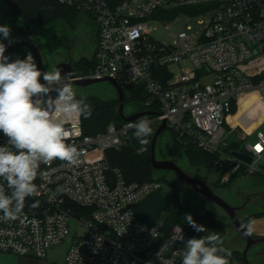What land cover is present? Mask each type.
Instances as JSON below:
<instances>
[{
	"label": "built area",
	"instance_id": "built-area-1",
	"mask_svg": "<svg viewBox=\"0 0 264 264\" xmlns=\"http://www.w3.org/2000/svg\"><path fill=\"white\" fill-rule=\"evenodd\" d=\"M51 1L88 15L98 26L92 71L63 76L64 81L109 79L120 87L141 86L146 93L143 112L157 111L147 119L151 124L163 121L165 130L180 140L217 155L220 168L231 166L221 183L233 175L264 177V130L255 133L253 142L239 132L242 148L224 151L229 144L225 134L242 128L243 119L231 124L232 107L238 111L241 97L251 91L264 103V0ZM190 7L202 30L199 39L190 25L171 40L154 35L156 26L175 19L172 11ZM131 123H111L94 136L83 134L81 119L70 123L67 142L82 151L80 164L41 163L34 181L37 192L26 199L21 217L5 220L0 213V253L43 259L70 236L64 264H181L180 229L185 242L192 237L175 223L163 231L162 217L146 226L133 216V206L159 184L128 182L108 164V151L128 145ZM6 139L0 132V146Z\"/></svg>",
	"mask_w": 264,
	"mask_h": 264
},
{
	"label": "clouds",
	"instance_id": "clouds-1",
	"mask_svg": "<svg viewBox=\"0 0 264 264\" xmlns=\"http://www.w3.org/2000/svg\"><path fill=\"white\" fill-rule=\"evenodd\" d=\"M0 34L12 43L10 26L0 25ZM5 52L6 45L0 42V132L7 138L0 146V213L5 220H16L24 211L26 199L37 192L34 181L41 163L59 160L68 166L80 164L83 153L67 142V126L89 118L91 106L85 97L78 98L70 82L62 79L60 68L42 73L30 52L24 59L15 60ZM52 92L56 93L55 98ZM150 124L149 120L140 119L129 125L141 145L147 144V137L152 134ZM260 158L264 159V154ZM37 206L38 201L31 205ZM184 216L197 233L207 231L191 213ZM180 232L178 240L184 242L179 253L181 264H230L231 250L223 247L219 233L185 242L182 229ZM251 232L250 221L247 233Z\"/></svg>",
	"mask_w": 264,
	"mask_h": 264
},
{
	"label": "rangeland",
	"instance_id": "rangeland-1",
	"mask_svg": "<svg viewBox=\"0 0 264 264\" xmlns=\"http://www.w3.org/2000/svg\"><path fill=\"white\" fill-rule=\"evenodd\" d=\"M194 8L195 7L186 8L193 10V14L185 13L181 10L172 11L170 14L176 16L175 19L173 21L167 20L164 24L156 26L157 31L154 35L158 38L171 40L179 32L185 30L187 25H190L195 31V39H199L202 30L196 26V18H194V15L197 13ZM5 11L6 8L0 0V25L10 26V39L12 42L17 41V31L21 25L20 21L7 17ZM97 29L98 26L95 21L83 13L76 18L73 26L61 21L46 29L35 43L41 53L45 71L55 69L57 65L67 61L68 57L71 59V66L72 63L79 61L81 58L93 59L92 54L95 51L98 42V37H95ZM75 38L78 39L74 41ZM0 42H3L6 45L9 43V40L4 39L3 35L0 34ZM24 53L25 49L19 47L5 55L10 58L22 59ZM72 87L77 92L78 98L81 96H92L103 101L118 99L115 89L109 82H99L86 87H76L72 84ZM260 100L261 97L257 91H251L244 94L239 103L238 113H235V117L231 120V124H233L238 120L243 119L240 132H243L248 136L246 142H253L255 140V133L258 130H264V103H259ZM132 113V107L127 104L124 109V114L129 116ZM155 126L157 127L158 124ZM164 132L165 133L160 135L156 143L157 160H162L163 155L168 153L170 147V141L168 139L169 131L165 130ZM232 133L229 134L227 132L225 134V140L227 142L235 141L237 143V150H240L243 143L236 138L237 135L239 136L240 134L239 132ZM174 159L176 165L184 172L206 177L203 170L190 166L182 154L177 155ZM164 176H166V179L169 178V180L173 178L170 172H154V178L156 179ZM159 187H161V193L166 198L168 205H171L175 189L165 182H159ZM218 191L220 197L227 203L233 206H242V209L238 212L240 216L258 214L264 211V186L260 184L258 176L246 177L234 182L229 189L221 188ZM178 192L180 203L187 208L183 212L193 214L197 211L203 212L206 209V203L203 202V199L198 194H195L192 189H186L184 187L182 190H178ZM245 195L249 197L248 202L242 203L240 199ZM217 219L228 229L226 238L229 243L228 247L242 253L246 246V240L244 238H235L236 231L229 225V219L226 214L221 212L218 213ZM250 221L252 228L250 235L264 239V214L254 216ZM249 222L245 227L246 231ZM69 239L70 236L62 244L55 247V259L53 262H50L51 264H61L65 250L68 247ZM1 257L2 254H0V258ZM246 257L249 264H264V241L252 245ZM230 264H241V261H233Z\"/></svg>",
	"mask_w": 264,
	"mask_h": 264
},
{
	"label": "trees",
	"instance_id": "trees-1",
	"mask_svg": "<svg viewBox=\"0 0 264 264\" xmlns=\"http://www.w3.org/2000/svg\"><path fill=\"white\" fill-rule=\"evenodd\" d=\"M6 8L5 14L7 17L14 18L20 21V28L17 31L18 40L30 43H36V40L40 35L49 27L57 22H64L70 26H73L76 18L81 14L73 8H69L60 5L51 0H1ZM181 11L189 14H193L191 9H182ZM36 45V44H35ZM15 60V58H10ZM94 65L93 59L81 58L79 61L72 63V69L75 76H85L89 74ZM162 78H167V74H163ZM124 94V109L129 104L133 113L143 112L146 110L144 101L146 99V93L141 86H124L122 87ZM86 102L91 106V116L87 119L81 118L82 130L84 135L94 136L105 132L107 126L111 123L116 125L124 124V121L118 115V99L109 101H103L99 98L88 96L85 97ZM152 112L156 113V108L152 109ZM237 108L232 107V114L235 115ZM142 118V119H150ZM153 129L152 134L147 137L148 143L141 145L139 141L134 138V130L129 133L128 145L119 150H110L106 153L107 161L111 169H117L121 172L123 177L128 182H165L172 186L174 189L175 182L166 178H154V171L150 164V143L157 127L150 124ZM165 133V132H163ZM162 133V134H163ZM160 137V136H159ZM168 139L170 141V147L168 153L164 157L175 158L177 155L182 154L188 164L192 167L200 168L206 174V177L211 179V185L216 189L215 193H218L219 189H229L233 182L237 179V175H233L227 183H221L220 178L223 172L228 171L231 166L224 165L220 168L217 164L218 156L205 153L198 149L194 144L187 143L180 140L177 135L169 131ZM145 147L146 151L139 153L138 151ZM237 150V143L231 141L228 146L224 148L225 152ZM258 176L259 182L264 186V177ZM175 205L179 210L178 219L174 222L180 225L184 232L191 237H200L208 235L212 232L219 233L222 237L224 244L223 247L231 250L232 255L228 257L229 262L241 261V252L232 250L228 247L229 243L227 238V229L217 219L218 209L215 206L206 204V209L203 212L197 211L192 214L193 219L197 224L203 225L207 231L197 233L191 226H189L185 219L184 207L178 198V190H174ZM260 214H251L244 218H240L241 223L246 227L247 223L254 217ZM167 232V231H165ZM164 232V233H165ZM257 238V236H253ZM242 264V261H241Z\"/></svg>",
	"mask_w": 264,
	"mask_h": 264
},
{
	"label": "water",
	"instance_id": "water-1",
	"mask_svg": "<svg viewBox=\"0 0 264 264\" xmlns=\"http://www.w3.org/2000/svg\"><path fill=\"white\" fill-rule=\"evenodd\" d=\"M22 47L25 51H29L32 53L38 69L41 72H46L44 69V65L42 62L41 53L38 50L37 46L34 43L24 42L21 40L14 41L12 43L6 44V52L5 54ZM56 67L61 69V75L69 76L70 78H74V72L70 63V59L67 61L57 65ZM55 67V68H56ZM99 82H109L113 88L115 89L118 96V115L124 122H136L141 118L155 116L156 113L146 111L140 112L133 115H125L124 114V94L123 89L120 87L115 81L104 79L101 81L84 79V80H74L72 82L76 87H86ZM165 131V123L162 121L157 127L153 138L150 143V164L153 170H161V171H171L175 175L176 179L181 183L189 186L192 190H194L197 194L203 198L205 203L215 206L221 209L224 214L227 215L229 219V223L232 228L239 232L244 239L246 240V246L241 253V261L242 264H249L247 261V253L252 245L257 244L264 239H254L249 235L240 221V218L237 215V212L241 210V207H236L228 204L224 199L216 195L210 188V186L203 180H198L192 178L186 172H184L181 168H179L174 160H157L156 159V143L159 136ZM232 156L236 157L246 163H250V157L237 152H232ZM134 218L143 225L151 226L154 222L159 220L160 217L163 218V226L162 230H167L168 226L174 223L179 216V210L174 202L171 205H168L166 198L161 193V187H158L155 191L147 195L144 199L136 203L132 208Z\"/></svg>",
	"mask_w": 264,
	"mask_h": 264
},
{
	"label": "crops",
	"instance_id": "crops-1",
	"mask_svg": "<svg viewBox=\"0 0 264 264\" xmlns=\"http://www.w3.org/2000/svg\"><path fill=\"white\" fill-rule=\"evenodd\" d=\"M95 37H98V29H97V34H96V36ZM97 47V46H96ZM96 47H95V51H96ZM95 51L93 52V56H94V53H95ZM236 113H238V111L236 112ZM232 120V119H231ZM230 120V121H231ZM241 120V119H240ZM239 121V120H238ZM241 126H242V124H241ZM241 130H239L238 132H240ZM233 142H235V141H233ZM244 179V178H243ZM239 180H241L238 176H237V179L234 181V182H236V181H239ZM233 182V183H234ZM236 196H237V194H236ZM248 199H249V197L248 196H244L243 198H241L240 200H241V202L242 203H244V202H248ZM207 204V203H206ZM229 204V203H228ZM231 205V204H230ZM242 205V204H241ZM233 206V205H232ZM236 207H238V206H236ZM239 207H241V206H239ZM242 209V208H241ZM240 211V210H239ZM221 212V211H220ZM218 213L219 212H217V215H218ZM222 213V212H221ZM224 213V212H223ZM237 215H238V217L240 216L239 215V213H237ZM244 217H246V216H240L239 218H244ZM229 225L231 226V224L229 223ZM232 227V226H231ZM227 229V228H226ZM230 230H232L231 228H229ZM246 229V228H245ZM228 230V229H227ZM231 232V231H230ZM230 232H229V235H230ZM227 234H228V232H227ZM254 235H251V237H253ZM257 239H258V237H257ZM259 239H261V238H259ZM235 240V239H234ZM264 241V240H263ZM263 241H261V242H263ZM60 245V244H59ZM58 246V245H57ZM55 247L56 246H54V247H52L49 251H48V253H47V255H46V257L45 258H43V259H39V258H36V257H34V256H16V255H13V254H8V253H0V254H2V257L0 258V261H1V264H51L50 262H53V260L55 259ZM54 248V249H53ZM67 249V248H66ZM65 252H66V250H65ZM64 256H65V253H64ZM61 264H64V258L62 259V262H61Z\"/></svg>",
	"mask_w": 264,
	"mask_h": 264
},
{
	"label": "flooded vegetation",
	"instance_id": "flooded-vegetation-1",
	"mask_svg": "<svg viewBox=\"0 0 264 264\" xmlns=\"http://www.w3.org/2000/svg\"><path fill=\"white\" fill-rule=\"evenodd\" d=\"M78 38H75L74 39V41L75 40H77ZM73 44H74V42H73ZM68 59H70L69 57H68ZM67 59V60H68ZM71 60V59H70ZM167 154V153H166ZM162 160H174L175 161V159L174 158H170V157H164V155H163V158H162ZM161 161V160H160ZM176 163V162H175ZM154 172L155 171H161V170H153ZM162 172H170L171 173V175H172V177L173 178H171L170 180H174V182H175V189L176 190H182L184 187L186 188V189H191L189 186H187V185H185V184H181L177 179H176V177H175V175L173 174V172H171V171H162ZM188 175H190L192 178H194V179H198V180H203V181H205L209 186H210V188H211V190L215 193L216 191V189H214L213 187H212V185H211V179H209V178H207V177H204V176H202V175H195V174H190V173H188V172H186ZM163 178H166V176H164ZM169 179V178H168ZM195 194H197L194 190H192ZM216 195H218L219 197H220V195L218 194V193H215ZM199 195V194H198ZM200 196V195H199ZM201 197V196H200ZM175 197H174V195H173V201L172 202H174L175 203V199H174ZM203 199V198H202ZM203 202H205L204 200H203ZM218 209V212L220 213V211L223 213V211L221 210V209H219V208H217ZM239 212V211H238ZM237 212V213H238ZM240 217V216H239ZM235 238H237V239H239V238H244L239 232H237L236 231V235H235ZM252 238H254V237H252ZM254 239H257V238H254ZM259 239V238H258Z\"/></svg>",
	"mask_w": 264,
	"mask_h": 264
}]
</instances>
